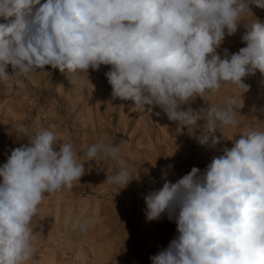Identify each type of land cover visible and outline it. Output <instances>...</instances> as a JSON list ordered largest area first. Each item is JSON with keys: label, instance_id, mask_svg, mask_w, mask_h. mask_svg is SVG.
I'll use <instances>...</instances> for the list:
<instances>
[{"label": "clouds", "instance_id": "obj_1", "mask_svg": "<svg viewBox=\"0 0 264 264\" xmlns=\"http://www.w3.org/2000/svg\"><path fill=\"white\" fill-rule=\"evenodd\" d=\"M250 4L264 8V0H0V81L9 79V65L25 77L50 66L82 86L89 69L110 66L113 100L132 101L133 111L158 107L189 130L203 121L199 143L215 148L217 131L238 126L243 104L235 97L198 109L190 103L225 84L244 94L245 78L264 76V22L245 18ZM242 21L246 46L219 52ZM16 133L28 142L0 165V264L35 255L30 225L38 206L46 193L80 181L84 159L121 157L113 143L97 141L80 158L52 130L31 133L20 124ZM220 152L174 182L167 165L162 187L144 197L147 220L167 216L177 233L151 264H264V130L248 128ZM132 179L124 165L105 182L122 189Z\"/></svg>", "mask_w": 264, "mask_h": 264}, {"label": "rangeland", "instance_id": "obj_2", "mask_svg": "<svg viewBox=\"0 0 264 264\" xmlns=\"http://www.w3.org/2000/svg\"><path fill=\"white\" fill-rule=\"evenodd\" d=\"M249 9L248 21L257 18L264 22V8L250 4ZM246 23L242 21L234 35H226L219 52L227 49L235 53L246 46L242 41ZM109 70L110 66L104 65L99 71L89 69V78L83 74L81 86L71 84L66 73L50 66L25 77L9 65V79L0 81V165L12 149L28 142L16 133L20 124L31 133L54 131L59 142L74 145L80 158L97 141L121 148L116 161L84 159L86 172L71 190L44 195L30 225L35 255L26 264H151L150 257L177 234L175 222L167 216L158 221L146 217L144 197L152 188L162 187V169L173 165L166 170L174 182L194 166L204 169L246 129L264 130V76L258 71L245 78L250 90L244 94L235 85L225 84L191 101L194 109L222 104L228 97L243 104L236 116L238 126L217 131L221 143L210 148L198 140L203 121L200 127L189 130L169 120L158 107L133 111L132 101L113 100L105 75ZM124 165L133 177L126 187L105 182ZM77 254L79 259H75Z\"/></svg>", "mask_w": 264, "mask_h": 264}, {"label": "bare ground", "instance_id": "obj_3", "mask_svg": "<svg viewBox=\"0 0 264 264\" xmlns=\"http://www.w3.org/2000/svg\"><path fill=\"white\" fill-rule=\"evenodd\" d=\"M177 153H178V152H177ZM182 154H183V153H182ZM182 154H181V155H182ZM195 154H197V153L195 152ZM198 154H199V153H198ZM186 159H187V157H186ZM147 161H148V160H147ZM184 161H185V160H184ZM198 162H199V160H198ZM193 163H194V162H193ZM201 163H202V162H201ZM201 163H200V164H201ZM195 164H196V163H195ZM201 169H202V168H201ZM146 175H147V177L150 176L148 173H147ZM177 175H178V174H177ZM184 175H185V174H184ZM171 176H172V175H171ZM181 176H182V174H181ZM174 177H175V176H174ZM169 179H170V178H169ZM156 184H157V183H156ZM156 187H157V186H156ZM152 189H153V188H152ZM157 223H158V222H157ZM157 223H156V224H157ZM163 224H164V223H163ZM160 227H161V226H160ZM152 229H153V228H152ZM165 229H166V227H165ZM152 233H153V232H152ZM160 233H161V232H160ZM160 233H159V234H160ZM159 234H158V235H159ZM156 235H157V234H156ZM114 242H115V241H114ZM167 242H168V240H167ZM110 247H111V246H110ZM36 249H37V248H36ZM38 253H39V252H38Z\"/></svg>", "mask_w": 264, "mask_h": 264}]
</instances>
